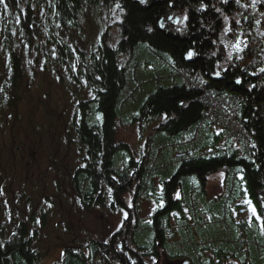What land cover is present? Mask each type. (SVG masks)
<instances>
[{"label": "trees", "instance_id": "1", "mask_svg": "<svg viewBox=\"0 0 264 264\" xmlns=\"http://www.w3.org/2000/svg\"><path fill=\"white\" fill-rule=\"evenodd\" d=\"M114 6L120 11L118 44L113 47L104 38L90 54L76 44L73 45L79 53L71 51L73 45L69 37L65 39L60 31L80 29L87 9ZM40 9L53 23L51 32L56 34L51 44L57 61L66 65L73 59V53H83L77 57L79 68L97 104L92 108L97 112L96 117L84 113L75 121L83 165L77 167L73 180L83 204L97 209L109 198L110 210L117 211L125 205V195L134 189L137 194L148 195V199L164 201L161 208L165 212H160L152 225L145 224L142 230L133 231L129 218L126 233L117 232V238L108 246L97 243L91 246V254H95L96 259L106 264L111 260L119 264H145L143 251L157 252L166 247L167 224L164 223L168 222L170 208L178 203L173 201L176 191L180 188L185 196L193 195L202 200L209 177L223 169L227 173L235 169L231 176L237 183H230L231 188L242 182L253 197L258 194L264 198V0H0V113L14 109L20 100V91L25 86L22 58L26 48L31 53L37 52L36 13ZM171 14L180 17L177 26L169 21ZM240 36L245 40L244 50L228 59V45ZM136 50L148 52L153 67L172 68V75L179 79L178 84L160 86L148 96L139 110L140 120L149 123L161 119L154 132L175 136L180 140L178 144L191 145L182 154L174 153L165 163V168L178 165V169L173 176L162 180L159 192L154 188V174L148 169L156 167L164 146L153 159L149 149L141 158L116 136L118 105L125 104L145 86L144 82L134 83L127 66L120 63L121 54ZM191 51L194 60L186 63L185 55ZM211 72L220 73L222 78L212 79ZM125 90L129 94L120 100ZM79 105L81 112L88 108L85 101ZM233 116L237 117L239 125L233 121ZM247 118L251 126L246 125ZM184 179L190 181L188 185L182 183ZM33 212L23 222L14 215L23 213L12 207L13 224L0 225V264H39L37 251L30 248L34 237L27 233L30 225H42ZM224 220L226 222L214 219L215 233L231 236L238 231L232 219ZM241 231L249 233L245 229ZM131 234L134 245L128 239ZM192 236L184 241L190 254L198 251H194L192 245L197 243L191 240ZM252 236L239 240L240 247L234 248L242 253L244 248L251 247L249 251L255 258L260 251L264 253V238L258 232ZM187 240L193 242L192 245H188ZM213 242L216 246L225 244L220 239ZM172 250L175 255L176 249ZM182 251L184 248L178 249ZM188 256L193 258V263L204 260L201 256ZM82 257L69 252L61 264H85Z\"/></svg>", "mask_w": 264, "mask_h": 264}, {"label": "rangeland", "instance_id": "2", "mask_svg": "<svg viewBox=\"0 0 264 264\" xmlns=\"http://www.w3.org/2000/svg\"><path fill=\"white\" fill-rule=\"evenodd\" d=\"M38 12L36 23L39 37L35 42L37 52L31 53L26 48L22 58L25 86L20 91V100L14 109L9 108L0 113V225H12L13 221L10 219L14 215L25 222L28 217L30 218V212L36 211L33 215L42 225L39 227L30 225L27 233L34 237L30 248L37 251L39 264H61L69 252L74 253L75 257L83 256L85 264H106L96 259L95 254H91V246L95 243L108 246L110 241L117 238V232L126 233V222L129 218L132 224L130 229L142 230L146 226L145 221L149 220L150 213L154 212L158 206L155 199H148V195L144 194V196L142 193L137 194L135 189L125 195V205L117 211L110 210L109 198L97 209L87 208L83 204L77 185L71 181L77 166L83 165L81 153L78 150L80 144L75 132V121L79 119L80 112L78 104L91 100V97H88L90 89L86 87L84 73L79 68L80 62L77 58L79 55L83 56V53L79 55L73 53V59L69 64L64 65L58 62L56 51L51 45L53 34H56L51 32L52 20L44 10L40 9ZM119 17L120 11L117 6L110 9L92 7L85 10L81 28L68 35L71 45L76 44L88 52L105 38L111 46L115 47L120 41ZM176 18L178 20L174 23L175 26L181 22L180 17H174L173 14L169 16V21L172 23ZM60 33L63 34L62 31ZM228 46L230 49L227 58L231 59L244 50L245 40L240 36ZM151 62V56L142 50H136L131 56H121L120 63L125 68L127 66L134 83L144 82L145 86L142 91L134 93L125 104L118 105L120 121L117 138L129 144L141 158L149 149L153 159L154 154L159 152L161 146H164L165 151L159 154L156 167L148 169L149 172L151 171L150 174H154V188L156 192H159L162 180L173 176L178 169V165L165 168V163L174 156V153L182 154L191 145L190 143L178 144L179 138L163 132H154L159 122L142 123L139 118V110L151 93L160 86L169 87L179 83V79L172 75V68L169 66L161 68L159 65L153 67ZM214 73L221 76L218 72ZM128 94L129 91H123L120 100L126 99ZM235 117L233 116V121L238 124ZM134 123L143 130L142 136L139 135L138 127ZM245 123L251 126L249 118L245 119ZM233 131L236 130L233 129ZM243 132L246 133L244 128ZM152 136H154L153 140ZM155 136H158V139ZM170 146L173 147L170 148ZM234 170L231 168L227 173L223 169L208 179L206 196L209 200L218 201L212 204L214 213L202 207L210 202H202L193 195L185 196L180 188L176 191L174 198L180 200L184 213L189 210L188 206L202 205L200 206L202 209H194V212L189 215L184 214V218L176 213L171 214L169 221L164 223L167 224L165 225L166 248H164L166 251L176 249V257L180 254L178 257L188 261L193 259L188 254L201 256L204 257V260L199 261L202 263L215 257L212 255L213 250H217L216 247H219V250L222 249L221 251H225V248L232 251L234 247H240L239 240L244 241V237L251 238L255 232L264 238L261 229L256 226L249 229L242 223L235 224L236 219L242 222L245 218L240 215L239 210L250 206L246 199V192L251 195L252 193L248 187L245 186L243 192L240 187V198L237 197L233 203L220 206L223 202L220 200L229 198L230 201L233 197L230 194L231 190L225 187L217 190V187L224 180L236 184L237 182L232 180L231 176V171ZM189 182L186 179L182 180L185 185ZM254 197L259 203L258 207L264 210L262 205L264 198L259 197L258 194ZM12 207L23 214L12 215ZM115 208L118 207L115 206ZM198 212L201 215H197ZM196 217L206 221L194 220ZM219 218L224 222H226L224 219H230L229 221L232 219L238 231L231 236L215 233L214 219ZM241 229H247L249 233H242ZM190 234H193L191 240H195L197 244L192 245L193 242L190 243V240H187V243L195 246L194 251L198 250V254H190L188 251L190 248L186 249L187 244L184 241ZM132 237L133 234L128 235L131 245H134ZM213 239H220L221 242L227 243L224 244L225 248L222 245L216 246ZM123 242L126 243L127 240L124 239ZM177 248H184L185 251L180 253ZM159 254L157 259L151 258L154 256H142V258L146 264H163L164 253L161 249ZM238 257L244 258V255L240 253ZM255 260L258 264L261 261L264 264V253L260 251L255 254ZM220 261L223 260L220 259ZM109 264L119 263L111 260Z\"/></svg>", "mask_w": 264, "mask_h": 264}, {"label": "flooded vegetation", "instance_id": "3", "mask_svg": "<svg viewBox=\"0 0 264 264\" xmlns=\"http://www.w3.org/2000/svg\"><path fill=\"white\" fill-rule=\"evenodd\" d=\"M86 103L88 104V106H90V104L92 103V101L90 100V101H87ZM79 106L80 105L78 104V107ZM77 169H76V171H77ZM71 181L74 182V180L72 178H71ZM226 183H228V182L225 181V180L222 181V183H220L219 186L217 187V190L218 189H224V187H225L227 190H231L230 191V194H231V196L233 198L230 201H229V198L227 200H220V201H223L220 206L225 205V204H229V203H233L234 200L237 197H239L240 187H242L241 188V191L242 192L245 189V184L242 183V182L240 183L241 186H240V184H237V186H235L233 188H231L230 183H228V184H226ZM205 193L208 194V188L207 187L205 188ZM246 196H247L246 197L247 201H251V203H248L250 205L249 208H242V209L239 210L240 211V215H243L245 217L242 220V225L245 226L246 228H249V229H253V227L256 226L258 229H261L262 235H264V210H261L258 207L259 206V203L256 202L255 198H253L251 194H247V192H246ZM223 198H225V197H223ZM242 198H244V197H242ZM173 201L175 203L176 202H178V203H177V205H174V207H171L170 208V211L168 212V216H169L168 217V221H169L170 216H171L172 213L179 214V215H181L183 217L184 214L189 215L191 212H194L193 206H188L189 207V210H187L186 213H184L183 212V205L181 204L180 200H176L173 197ZM200 201H202V202H210V204L209 203H206L204 206L198 205L199 207L197 209H202L200 207V206H202L205 209L212 210V213L215 212V211H213L212 204H213V202L215 203V202H218V201L209 200V198H207V196H205L202 200L200 199ZM163 204H164V201L163 200H159L158 202H156V205L160 209H159V211L157 210L158 208L155 209L154 212L152 211L150 213L151 215L149 217V220L148 221L146 220L145 221V224L152 225L153 224V221L157 217V215H159L160 212H162V213L165 212V211H162L163 208H161ZM262 205L264 206V200L262 201ZM190 207H192V208H190ZM253 208L256 209L255 212H253V210H252ZM247 212H249V213L246 214ZM212 213H210V214H212ZM197 215H201V214L198 212ZM197 218L199 219V217H196L194 220H197ZM244 219H245V221H244ZM237 222H238V220L236 219L235 220V223H237ZM139 224H140V221H139ZM245 231L248 232L249 230L245 229ZM120 247H121V245H120ZM216 248H217L216 251L213 250V255L212 256H215L214 258L211 257L212 259L210 261H208V262H202V263H200L201 262L200 261L198 263L199 264H258L256 262L255 258L252 256L251 251H249L247 248H244V252H242V254L244 255V258H239L238 257V254H240L241 252H238V250L236 248L233 251H226V250L225 251H221L222 249L219 250L218 247H216ZM121 250H122V248H121ZM161 250L164 253L163 264H196V263H193V262L188 261L186 259L184 260V259L178 257V256H180V254H178L177 257H176V255L172 254V252L169 251V250L166 251L164 248L161 249ZM155 253H157L158 255H160L159 254V251L152 252V251H147V250L143 251L142 255L143 256H154V257H151V258L157 259L158 258V255H155ZM220 259L223 260V261L221 262ZM228 259H229V261H228ZM261 263H262V261L260 262V264ZM145 264H146V262H145Z\"/></svg>", "mask_w": 264, "mask_h": 264}, {"label": "bare ground", "instance_id": "4", "mask_svg": "<svg viewBox=\"0 0 264 264\" xmlns=\"http://www.w3.org/2000/svg\"><path fill=\"white\" fill-rule=\"evenodd\" d=\"M138 1H140V2H143L144 0H138ZM177 22V21H176ZM173 23H175V21L173 22ZM164 27V26H163ZM162 27V28H163ZM73 31H76L75 29H68V30H66V31H64L63 32V34H62V36H64L65 37V39L67 38V37H69L68 35L71 33V32H73ZM109 44V43H108ZM51 45H53V44H51ZM110 45V44H109ZM81 50H82V48L81 47H79ZM94 50L95 49H90L88 52L87 51H84V50H82L83 52H85V53H88V54H90V53H92V52H94ZM71 51H73V52H78L77 51V49L73 46L72 47V49H71ZM134 52H131V53H129V54H126V55H132ZM145 54H147V55H149V53L148 52H144ZM240 53H242V51L240 52ZM122 56H124V54H121ZM187 55V54H186ZM185 55V56H186ZM152 57V56H151ZM120 59H121V57H120ZM156 59V58H155ZM155 59H153V60H155ZM89 89H91L90 87H89ZM88 97L90 98L91 97V101H92V103L90 104V106H88V108L83 112H79L78 113V117L79 118H81V117H83V115H84V113H85V115L86 116H90V117H96L97 116V112H94L93 110H92V108L94 107V106H96L97 107V104H96V101H95V98H94V94L92 93V91L91 90H89V94H88ZM82 114V115H81ZM119 121H120V119H119ZM155 122H162V120L160 119V120H158V119H155L154 120ZM130 125V124H129ZM134 125H136L137 127H138V132H139V135L140 136H142V132H143V130L137 125V124H135L134 123ZM159 125V124H158ZM158 125H157V127H158ZM117 135H118V133H117ZM116 135V136H117ZM253 136H254V134H253ZM190 208H192V207H190Z\"/></svg>", "mask_w": 264, "mask_h": 264}, {"label": "water", "instance_id": "5", "mask_svg": "<svg viewBox=\"0 0 264 264\" xmlns=\"http://www.w3.org/2000/svg\"><path fill=\"white\" fill-rule=\"evenodd\" d=\"M135 1H137V0H135ZM177 20H178V19L176 18V19H175V22H176ZM163 25H164V23L161 21V22H160V26L163 27ZM191 53H192L191 56L188 55L189 53L185 56V62H186V63H190V62H192V61L194 60V57H193L194 52L191 51ZM211 78L214 79V80H220V79L222 78V76H220L219 74L213 72V73L211 74Z\"/></svg>", "mask_w": 264, "mask_h": 264}, {"label": "snow or ice", "instance_id": "6", "mask_svg": "<svg viewBox=\"0 0 264 264\" xmlns=\"http://www.w3.org/2000/svg\"><path fill=\"white\" fill-rule=\"evenodd\" d=\"M5 8H7V4H5ZM189 56H191L192 55V53L191 52H189V54H188ZM248 203H251V201H248ZM253 210V212H255L256 211V209L255 208H253L252 209Z\"/></svg>", "mask_w": 264, "mask_h": 264}]
</instances>
